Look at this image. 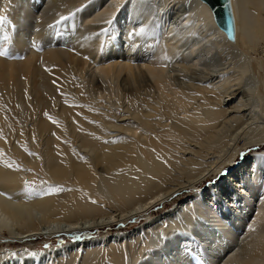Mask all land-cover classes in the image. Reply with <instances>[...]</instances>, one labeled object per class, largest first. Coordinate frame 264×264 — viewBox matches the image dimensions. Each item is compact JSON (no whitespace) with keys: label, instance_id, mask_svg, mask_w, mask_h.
<instances>
[{"label":"bare ground","instance_id":"1","mask_svg":"<svg viewBox=\"0 0 264 264\" xmlns=\"http://www.w3.org/2000/svg\"><path fill=\"white\" fill-rule=\"evenodd\" d=\"M226 7L232 38L205 0H0V52L7 53L0 55L1 235L22 241L124 223L195 189L132 231L138 236L127 246L112 244L125 232L46 251H2L0 264L13 258L14 264H75L80 248L82 264H136L138 250L148 255L144 264H215L254 214V246L237 264H264V150L242 162L227 157L221 166L231 169L222 179L195 188L226 159L230 140L220 128L237 119L252 93L245 78L251 69L240 60L214 80L199 77L201 68L218 70L222 50L241 57L238 46L255 49L264 28V0H226ZM75 48L79 60L69 51ZM76 62L82 73L88 63L98 71L88 81L90 97L72 74ZM108 85L114 93L103 96ZM70 86L79 102L65 100L53 111V99ZM32 97L35 105L28 104ZM108 104L121 113L96 110ZM183 178V187L165 186ZM63 184L68 199L48 191ZM105 204L121 214L96 217ZM106 242L112 246L101 257L98 247ZM198 248L206 258L190 255Z\"/></svg>","mask_w":264,"mask_h":264},{"label":"rangeland","instance_id":"2","mask_svg":"<svg viewBox=\"0 0 264 264\" xmlns=\"http://www.w3.org/2000/svg\"><path fill=\"white\" fill-rule=\"evenodd\" d=\"M248 48H249L248 45H245V46L241 45V46L237 47L239 52H241L242 55H245V56L241 55V57H235V56L231 55V53L226 52L225 50L220 51L219 52L220 55H218V59L220 58L218 64L220 66L217 65V67H219L218 70L216 69L217 71L215 70L214 67H211V68H214L215 71L213 69H211L210 67L209 68L211 69V71H209L210 69H208V71H207V68H206V70H204L205 67L201 68L202 70L200 69L201 71H204L205 74L203 73V74L199 75V77L207 75L206 77L213 79L214 75H215V77H217V74H219V73H227L228 71H230L231 68H233L234 64H237L238 63L237 61L240 60L238 65L239 64H243V65L248 64L249 68L251 69V73H249V75L248 74L245 75V78L248 77V80L246 78V83L249 84L248 86L250 87V89H252V93H250L249 97L247 98L248 100L246 98H244L242 100L243 104H244V102L245 103L247 102L246 106L244 105V107H246V108L244 109V107L242 105L241 109L238 108V111H240V110H242V111L238 112V114H236L237 116L235 114H233V115H235V117L237 119H231V121L235 120L231 123H230V121H228V123H226V122L223 123V125H225V126L220 128L221 135H222L223 129H224L225 135H227V138H225L226 136L224 137L226 142H227V140H228V142L230 140L229 143L227 142L228 146L226 147L227 151L229 153L227 152L228 154H226V152H225L226 149L224 150L225 153L223 152V154H226L224 156L226 159H222L223 157L221 159L219 158L218 160H219V162H221V163L218 162L219 165H218L217 169L218 168L219 169L215 172L213 171L206 178H202L203 180L198 182L197 185L195 186V188H198V189L202 188L203 189V188H206L207 186L213 184L214 182L222 179L224 173L231 169V166H230L231 163H226L225 165L221 166L224 162H226L228 160L229 156L231 159L233 158L234 162H242L246 155L253 154V153L257 152L258 150L259 151L264 150V28L261 31L260 45L256 46L255 49H253L254 51L251 48H249V49ZM79 50H80V48L79 49L75 48V49L69 50V51H71L73 58L75 60L80 59V54L78 52ZM233 57H235L236 60H233ZM220 60H221V62H220ZM242 60L244 62H242ZM88 64H87V66H83V68H84L83 73L80 70V66L77 65V62L72 65L71 70H72L73 76L75 77V80L79 81V83L82 84V86L84 88H87V89H85V92L90 97L94 94H93V91H91V89L89 88L90 85H89L88 81H90L92 78L91 74L94 71L96 73H98V71L96 70V68L93 64H90V67H88ZM237 68H236V70H238ZM171 69L176 70L175 68H171ZM200 70L197 73H200ZM206 71L209 72L210 74H212V72H214L212 74L213 77H212V75L210 77L209 76L210 74L208 75V73ZM219 71H221V72H219ZM191 74H189V75L184 74L185 75L184 77L186 79H190L191 77H193L194 73L192 75ZM38 83H39V85H37L38 88H41V85H40L41 84V78H38ZM106 88L110 89L111 85H108ZM110 93L111 94L114 93V90L112 88H111V90H108L107 93L103 92V96L104 95L107 96L108 94L110 95ZM77 97H78V95L75 92L74 86L73 87L70 86V89L67 90L66 92H64L63 96L56 97L53 99V111H57L62 106V104L65 100H70L72 102H79ZM112 97L115 99L114 96H112ZM74 98H75V100H74ZM249 98L251 99V101H249L250 100ZM102 99L103 98L101 97L100 100L102 101ZM103 101H106V100L103 99ZM28 102L27 103L30 105H32V104L35 105V103L37 101L34 99V97H32V98L28 99ZM234 103L235 102H233V104ZM250 104H251V106H250ZM7 106H9V105H7ZM7 106L4 107L5 111H8L7 109H9V107L7 108ZM104 107L105 108H97L96 110L97 111L100 110L99 112H105L106 114H107L109 109H111L109 111L117 110V112L119 114L121 113L120 109L118 110L117 105H115V107H114V105L109 106V104H108L107 106H104ZM110 107H112V108H110ZM237 107H240V106L237 105ZM113 108H115V109H113ZM220 131H219V133H220ZM223 136H221V138H223ZM232 137H233V139H232ZM229 145L233 146V148ZM229 147H231V149ZM235 148H237V149L239 148L240 151L235 149ZM231 150L233 151V155H231V153H232ZM212 157H215V155H213ZM218 160H215V161H218ZM227 165H229V166H227ZM185 181H186V178L174 179V181L172 180L169 183H165V186L167 184V186L171 187V188H173V186L175 187L177 185H180V187H183L182 184H185ZM187 184H189V183H186V186H187ZM58 187H59L60 191L56 192L57 196L59 198L68 199L69 198L68 193H69L70 188H68V186L65 184L60 185ZM194 192H195V189H192V190L191 189H188V190L183 189L182 191L178 192L176 195L172 196L169 200L153 205L151 207V209H149L148 212L140 213V214H138L132 218H129L126 221H124V223H120V222L119 223H113V224L104 225L102 227H94V226L91 227L90 226V227H86L84 229L82 228L81 230H80V228H75L74 230L71 229L67 233H58L56 236L55 235H53V236L32 235V236H29L28 238H26L25 240H22V241L21 240L18 241V239L17 240L13 239L12 236H10L7 232H4L2 235L0 234V252H2V251L12 252V251H15L19 248L28 249L30 252H33L36 250L46 251V250L52 249L53 247H61L64 245H68V243H78V242H83V245H84L85 244L84 241H87L90 239H95V238L99 239V238H102L104 236H106L107 238H111L114 236V238H115L116 234H118V233L122 234L125 232L129 233L127 237H123L120 240L117 239L116 242H113L112 244L114 245L116 243L120 246H127L128 244L135 242L137 239V236H138L137 234H135V233L133 235L130 234L132 231H135L138 228H140L141 226L147 225L150 221L156 220L157 217L164 215V213H166L168 210L173 209L177 204H179L183 200H186L189 197H191ZM104 207L106 209V212L101 214V216L99 215L96 217L99 218V217L104 216L107 218V217H111L114 215H120L121 214V211H118L117 209L111 207L110 205L105 204ZM75 221L76 220H73V222H75ZM258 221H259V217L257 214H254L252 216V218L247 219L246 222L244 223V228L240 229L242 235L240 237H238L237 240L236 239L233 240L232 248L230 251L232 253H230V252H229V254L227 253L226 257H224L223 255H221L222 257L221 256L218 258L216 257L215 261L217 259H219V260H217V262H215V264H237V262L248 258V256L251 254V247L254 246V243L253 244H251V243L254 242L253 240H255V236L258 234V230H257V227H258L257 222ZM172 234H174V233L172 232ZM166 239H165V241L169 242L171 240L170 235L167 236ZM139 240H140L139 241L140 243H144L145 237L141 236ZM111 246H112L111 243H107V242L100 244V246L98 247L100 249V253H101L100 256L102 257V255ZM155 250H156V247L151 248V251H155ZM201 250L202 249H200V248L195 249V250H190V252H191L190 255L193 257H199L200 259L206 258V255H205L206 251L205 252L203 251L202 252L203 255H200L199 251H201ZM84 251L85 250L82 248L79 249L75 264H82V258L84 256ZM138 252H139V250L136 252V256H137L136 264H144L143 262L148 259L147 258L148 255L145 252L142 254H139ZM71 254L72 253L66 254L67 259L71 256ZM61 257L62 256L60 254L57 256L58 261L61 260ZM79 260H80V262H79ZM14 262H15V258H13L11 261H9L8 264H14Z\"/></svg>","mask_w":264,"mask_h":264},{"label":"water","instance_id":"3","mask_svg":"<svg viewBox=\"0 0 264 264\" xmlns=\"http://www.w3.org/2000/svg\"><path fill=\"white\" fill-rule=\"evenodd\" d=\"M213 13V17L217 25L222 28L227 35L232 38V27L229 20V15L226 7V0H205Z\"/></svg>","mask_w":264,"mask_h":264},{"label":"snow or ice","instance_id":"4","mask_svg":"<svg viewBox=\"0 0 264 264\" xmlns=\"http://www.w3.org/2000/svg\"><path fill=\"white\" fill-rule=\"evenodd\" d=\"M61 19H67V17H62ZM6 54H7L6 52H0V55H6ZM17 168H18V166H17ZM48 191L51 193V192H54V191H60V189H52V188H49Z\"/></svg>","mask_w":264,"mask_h":264}]
</instances>
